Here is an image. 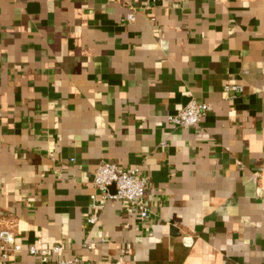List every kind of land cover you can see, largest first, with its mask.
<instances>
[{
  "label": "crops",
  "instance_id": "1",
  "mask_svg": "<svg viewBox=\"0 0 264 264\" xmlns=\"http://www.w3.org/2000/svg\"><path fill=\"white\" fill-rule=\"evenodd\" d=\"M102 161L142 169L147 221L93 206ZM5 228L53 259L264 264V0H0ZM0 264L38 257L0 240Z\"/></svg>",
  "mask_w": 264,
  "mask_h": 264
},
{
  "label": "built area",
  "instance_id": "2",
  "mask_svg": "<svg viewBox=\"0 0 264 264\" xmlns=\"http://www.w3.org/2000/svg\"><path fill=\"white\" fill-rule=\"evenodd\" d=\"M135 19L136 12L134 10L126 15L128 21ZM225 89L226 91H242V86L227 85ZM211 108L210 103L191 100L177 112L169 114L167 120L168 123L176 127H194L203 120ZM93 184L99 193L91 195L94 207L102 208L113 199H124L128 202L130 212L137 213L142 222L148 220L151 210L144 200L148 179L139 166L123 167L114 162L102 161L93 173ZM113 186L114 190L111 189ZM98 196H100V200H98ZM96 220V217L88 219L91 223H95ZM0 240L4 256L8 255L9 249L13 251L26 249L31 255L38 257V264H90L83 262L78 256L53 259L52 256L59 255L63 252L64 247L60 244L44 245L42 239H38L36 243L24 248L16 242L14 232L7 228L0 229ZM86 246L90 248L92 243H88Z\"/></svg>",
  "mask_w": 264,
  "mask_h": 264
},
{
  "label": "water",
  "instance_id": "3",
  "mask_svg": "<svg viewBox=\"0 0 264 264\" xmlns=\"http://www.w3.org/2000/svg\"><path fill=\"white\" fill-rule=\"evenodd\" d=\"M111 189H112V190H114V186H113V187H111Z\"/></svg>",
  "mask_w": 264,
  "mask_h": 264
}]
</instances>
